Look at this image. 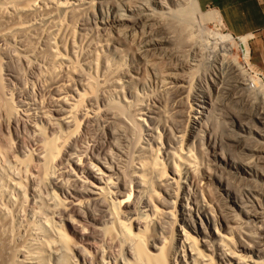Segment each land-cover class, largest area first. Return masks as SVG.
<instances>
[{
	"label": "bare ground",
	"instance_id": "bare-ground-1",
	"mask_svg": "<svg viewBox=\"0 0 264 264\" xmlns=\"http://www.w3.org/2000/svg\"><path fill=\"white\" fill-rule=\"evenodd\" d=\"M133 1L83 0L81 5L80 0H0V51L2 50L1 43L4 41L19 42L22 48L16 53V57L29 62L30 57H34L36 52L38 50L40 52L45 46L44 54L46 55L44 56H47V60H49V65H47L49 74L46 75L44 72L46 77L49 76L48 88L39 87L41 93L45 91L44 89L47 90L48 98L46 100L42 98L41 102L36 103L38 107V109L36 108L38 113L36 118L44 122L46 126L35 122L28 123V116V120L25 122V125L32 128L36 132L35 134L41 138L38 140L41 141V144L39 143L37 146L38 152L35 155L36 160H39L38 164L40 163V175H43L42 180L39 176L40 180L43 182L45 179L59 189L67 190L66 183L61 182L62 180L55 175L58 172V167L60 166L62 169L61 166H63L62 175L64 173L71 175V181L74 183V185L72 184L74 186L72 187L74 195L72 198L71 196L66 198L67 195L60 198L57 193H52L50 198L52 200L50 203L48 202L52 215L47 216V222L44 220L47 228L40 229L41 231L37 230V233L34 232L36 237L32 243L26 240L30 246L22 247L23 249L16 251L7 248L10 251L4 263L51 264L50 257L56 255L57 264H264V211H260L257 207L258 211L254 210V204H250L251 201L248 199L244 200L241 190L228 183L226 192L234 207L228 205L229 211L225 212L226 209L222 208V197L219 192V187L224 186L223 178L217 173L209 171L212 168L210 166L212 163L209 162L210 165H208L207 162L210 161V156L214 158L215 169L222 168L220 163L225 160L223 142L214 136L213 129L207 125V119L213 107V93L208 86L210 83L207 85V95L203 92L198 94L195 91L197 88H193L191 80L186 77L174 76L175 78L167 83L166 88L178 94L180 103L177 106L178 109L174 111L175 116L172 113L171 116L169 113L162 112L158 107L151 108L142 104L138 92L134 90L135 86H132L133 81L139 78V72L134 71L135 76L132 75L128 81H123L120 75L124 73V67L121 64V66L117 64L118 66L111 67L109 62L106 63L102 60L101 64L106 69H104V73L109 77H105L103 80L101 78L102 81L96 82L97 84L90 80V82H86L89 75L84 81L85 79L82 78L84 72L83 74H81L82 70L79 72L77 69L79 66H75L74 58L72 59L62 52L60 44V42L63 44L62 35L72 29L69 28L67 20L79 11L83 13L81 7H84L89 13L96 8L102 17V25H112L117 28L120 39L123 34L120 30L124 26L135 27L142 19H147L162 29L163 22L159 16L160 13L149 8L147 2L143 4L141 1L142 4H138L136 1L138 5H134ZM153 1L161 7L165 6L164 0ZM189 1L190 6H186V9L181 8L182 10H175L178 11L177 13L173 12L178 24L175 20L174 22L179 27L181 25L183 31H187L197 17H200L204 22L210 19L223 25L217 11L204 12L198 0ZM6 8L10 9L8 13ZM106 15H108V19L105 20ZM205 19L207 20L205 21ZM190 23L191 25H189ZM164 25L166 26V24ZM205 34L208 40L205 43L208 45V47L206 45L208 53H202L199 63L201 60H205L208 61V66H213V69H217V67L221 71L226 69L235 75L237 87L243 90L246 105L254 111L253 116L264 127V84L244 69L238 55V57L230 58L232 50L238 45L243 52V60L245 62L249 60L248 40L251 36L237 38L230 32L223 33L219 30H206ZM38 36L44 37V44L40 43L42 39L39 38V44L44 46L36 50ZM171 39L173 38L168 36L166 41H154L145 47H148V50H160L164 47L163 44L167 41L169 43ZM66 47L64 48L67 49ZM115 48L117 49V46ZM204 48L203 45V48L200 47L198 50L203 52ZM122 49L118 52L115 50L120 58L123 56L124 49ZM141 53V50L136 52L138 55ZM203 54H208V56L205 57ZM96 55L94 60H90V64L95 65L98 69V60H101L102 56ZM8 57L13 56L9 54ZM3 61L0 60V86H3L4 75H10L9 67L5 68V73H3V64H5ZM205 61L204 65H206ZM58 66L61 68V73L60 70L59 72L56 70V67L59 68ZM216 79L212 78L211 82L212 87L218 93L220 89ZM110 87H114L120 93L123 92L124 103L111 102V106L109 102L111 109H109L110 106L107 107L108 103L105 107L104 104L102 105L104 108L98 107L99 100L102 99L100 90ZM6 95L7 93L4 97ZM29 95H33L30 90ZM12 100L7 98L3 102L1 111L6 114L8 129L9 127L15 128L21 121L18 116V108L13 105ZM47 104H52V108L46 109ZM88 105H91L92 108L88 109L86 107ZM132 108L135 109L133 114L130 112ZM134 115L135 118H131ZM176 115L182 121H180L181 119L176 120ZM100 116L106 117L105 120L108 116L112 121L124 125H127L131 118L133 124L128 126L133 125L134 131L140 125L145 127V131H143L146 132L144 135L146 137L144 141L140 140L141 143L136 141L135 149H133L134 155L131 159L128 157L131 153L129 152L128 155L127 150L125 151L117 143V139L120 138L122 144H125L123 142L128 139L130 140V138H125V133L128 135V132L124 131L125 129H115L118 126L114 128L115 130L108 131L109 139L105 142L107 146H103L104 142L102 141V147H100V141L97 147L95 142H90L91 144L87 142L88 146L86 144L85 147L87 152L83 151L85 155L82 153V155L71 156L73 148L77 147V144L83 143L81 129H89L90 123ZM110 119L107 120L108 123L111 121ZM184 120L187 122L185 126L183 125ZM139 128L142 130L141 126ZM243 128L247 129V126L243 125ZM253 131L248 127L246 135L242 136L246 144L245 147H249L251 151L255 149H251L252 143H254ZM130 135L133 137V134ZM259 135L264 138L262 134ZM121 136H124L123 138L126 140L123 141ZM119 142L121 144L120 140ZM259 143L263 145L262 151L264 152V142ZM9 147L11 146L9 145ZM232 158L228 164L231 168L237 169L238 162L234 157ZM205 159H208L207 163ZM73 165L74 169L81 172L80 175L70 171ZM241 165L250 174L257 171L256 168H258L253 162H245ZM263 173L262 175H264ZM16 184L19 185V183ZM68 193L71 195L69 190ZM13 199L15 201L19 197L18 199L13 197ZM261 202L264 203V200ZM261 202L259 206L262 205ZM93 206L96 208L99 206V211L95 208L98 211L96 212L92 208ZM235 206L239 208L240 214L236 212ZM11 207L13 208V206ZM251 221L250 224L253 226L248 225ZM63 225H66L75 234L76 241L64 229ZM0 244L3 246V242ZM1 253L0 250V259L3 257Z\"/></svg>",
	"mask_w": 264,
	"mask_h": 264
},
{
	"label": "rangeland",
	"instance_id": "rangeland-1",
	"mask_svg": "<svg viewBox=\"0 0 264 264\" xmlns=\"http://www.w3.org/2000/svg\"><path fill=\"white\" fill-rule=\"evenodd\" d=\"M130 1H133V0H130ZM136 1L138 4H142V2L144 4V2H147L148 7L150 6L149 8L160 13L159 16L161 18V21L163 22L162 23L163 27L161 26L162 29H160L159 28L160 26H158L157 24L153 25L152 24L153 22L151 23L150 21H147V19H142L140 23L136 25L135 27L134 26L132 27L131 25L130 26L132 28L128 25L126 27L124 26L120 30L121 33H123L121 34L122 39H120V37H118L119 30L117 28H115L112 25H105V26L102 25L101 23L102 17H100L96 8H94L93 11L89 13L87 10H85L84 7H81L82 9L81 11H83V13L79 11L80 13L78 12L77 14L73 15L72 18L67 20L69 28H72V29L69 32H66L65 34L62 35L63 44L60 42V44L62 45V52L68 55L69 57H71L72 59L74 58L73 61L76 62L75 66H79L77 67L79 72L82 70L81 74H83V72L84 74L86 73L85 74L86 76L84 74L82 75V78L85 79L84 81L87 80L88 78L87 76L89 75L88 81L86 82L95 81L94 83L96 82L100 83L105 77L106 78L109 77V75L106 76V74L104 73L106 69L101 64L102 60H104L106 63L109 62L108 64H110L111 67H115V65L121 64L125 70L124 73L120 75L121 76L120 78H122L123 81H126V80L128 81L130 77L132 78V75L135 76V72H139L140 74L139 78L133 81L134 84L132 86L133 87L135 86L134 88L136 89L134 90L138 92V95L140 97V101L142 102V104H145L147 107H151V108L158 107L162 112L169 113V114L171 113L174 114V111L178 109L177 106L180 103V99H179L180 97L178 96V94L175 91L173 90L169 91L166 88L167 83L169 81H172V79L175 77H186L193 82L192 83L193 88L194 89L197 88L195 91L198 92V94L203 92V94L205 95H207L208 93L207 85L210 83L211 85L209 84L208 86H209V90L211 89L213 93L212 94L213 107L210 112V116L207 119V125L209 128L213 129V133L215 134L214 136L215 137L217 136L216 138L219 141L223 142V153H224L223 156L225 160L222 161V163H220V165H222V168L219 167V169L218 168L215 169V167L213 166L215 162L212 156H210V161L208 159H205V162L208 160L207 161L208 165H210L209 162L212 163L210 165L212 168L209 171H211L212 173H217V175H220L223 178L222 183L224 186L219 187L220 196L222 197V198L220 197L222 208L223 210L226 209L224 210L225 212H228L229 206L234 207L232 205V202L229 201L230 198H228V194L226 192V187L228 186V183H230L232 186L236 187L238 190H241L240 192L242 193L244 200L248 199L251 201L250 204L251 203L252 205L254 204L253 206V208L255 207L254 210L257 207L260 211L261 210L264 211V206H263L264 203L261 202V200H264V175H262V173L264 172L263 171L264 152L262 151L263 145H260L259 143V142H264V138L259 135V134H262L264 136V127L253 116L254 111L251 110L248 105H246L244 96H243V90L237 87L238 83H237V77L235 75L229 73L230 71L228 72V70L226 69L225 71L219 70L218 67L217 69L215 68L213 69L212 65L208 66L209 64L208 61L201 60V63H199L202 53H206L208 51V48H207L208 45L205 44L208 41L206 34H205L206 30H211V31L219 30L223 33H226L229 31L224 27V24L220 25L213 20L211 21L210 19L209 20L205 19V21L206 20L207 21L204 22V20H202L200 17H197V18H199L201 21L196 18L195 22L192 23V25L191 23L189 24L191 25L190 28L188 27L187 31L186 30L183 31L181 29V25L179 24L180 27L177 25L178 22H177L176 15H174V13H177L181 8L186 9L188 6H190L189 0H164L165 1L164 7H161L159 4H156L153 0H134L133 1L134 3L133 2L132 3L134 5H138ZM80 3L82 5L83 0H80ZM6 9H8L6 11L8 13L10 9L9 8H6ZM201 9L204 12L211 11V10H207V8H201ZM175 10H178V11L176 12ZM107 16L108 15H106L105 20L108 19ZM174 20L176 21L177 24L174 22ZM164 24H166V26ZM168 36H170V38H173V39H171L169 43L167 41V43L163 44L164 47L160 50H156V51H154V49L148 50V47H145L154 41H161V40L166 41V37ZM39 38L42 39V41ZM43 38L38 36V43H37L38 46L36 43H34L36 44V50L41 48V46L42 47L44 46ZM39 40H40V43H43V44H39ZM111 41L113 42V44ZM114 41L116 42L119 41V42L117 44L115 42L116 44L115 45ZM119 43H122V44H119ZM1 44H2L1 46L2 50L0 52H3L4 55L3 53H0V55L2 56V57L0 56V60L1 61L4 60L3 62L7 64V65L3 64V73H5V68L9 67L10 75L3 74L4 75L3 77L4 80L2 81L3 86H0V90L5 87L2 91L4 92L6 91L7 97L6 96H5L6 98L4 97L6 93L2 91L0 92V103L2 102L0 105V112L3 110V106H2L4 104L3 102L7 98H10L11 100L13 98L14 100V101L12 100L13 105L16 108H18L17 109L19 112L18 116L20 120L22 121V122L20 121L19 125L16 126L15 128L9 127L8 129V126H7L8 122H7L6 114L4 112H1L2 115L0 114V207H1L0 222H2L0 223V227H1L0 228V243L3 242V246L2 244H0V250L2 251L1 254H3V257L0 259V263L2 262L3 264L6 261L8 252L10 251L9 249L11 250L14 249L16 251L17 249H23L26 246L27 247L30 246V243L28 244V242L32 243V240L36 237L35 233H37L40 229L44 230V228L45 229L47 228L45 221L47 222L46 219L50 215H52L49 210L50 204H48V202L50 203L52 200L50 199L53 195L52 193L53 192L57 193L60 198L61 197L64 198L66 195H67L66 198H70V196L72 198L74 197V195L72 194V187H74L73 186L74 183H72L73 181H71L72 180L71 175L65 174V173L64 175H62L63 174L62 172H64L63 166H61L63 170L60 169V166L58 167L57 171L59 173L57 172L55 173V175L58 177V179L62 180L61 182L66 183L67 190L59 189L58 187L52 185L51 183H49V181L45 179L43 182H41V180L43 179L42 178L43 175H40L41 174L40 165H39L40 163L38 164L39 160H36L37 158L35 156L36 152H38L36 150L38 149L37 146H39V143L41 144V141H38V140L41 138L37 136L38 134L37 135L35 134L36 132H34L32 128L25 125V122L29 119V121H27L28 123L35 122L42 126H46L44 125V122L36 118L38 117L37 116L38 107L36 103L41 102L42 98L43 100H46L48 98L47 90L44 89L45 91L41 93V90L39 89L40 86H42L43 88H48L49 76L46 77V75L48 73L47 65H49L48 64L49 60H47L48 59L47 56L46 57L44 56L46 55L44 54L45 46L44 48L40 50V52L38 50L36 54L34 55V57H30V60L28 62L25 59L24 60L18 59L16 57V53H18L20 49L22 48L19 42H13V41L5 42L4 41ZM13 45H15L16 48L15 46L13 47ZM203 45L205 47L204 48L205 51L203 50V52H201L198 49H200V47L203 48ZM65 46H67L66 48L69 51L64 48ZM116 46H117V49L115 48ZM248 47L250 51V58L248 61L245 62V60H243V52L238 47V45L237 47H235V49L232 50V54L230 58L232 59L233 57L239 56L241 64L243 65L244 69L247 70L249 73H251V75L256 80L264 84V35H260L258 37L253 36L249 38ZM73 49L75 52L73 51ZM121 49L123 50L122 52L123 56L120 58L116 52H118ZM143 49H145V51H143ZM140 50L142 51V53L140 55L136 54V52ZM7 54L8 55L11 54L13 57H8ZM96 54H99V56L100 55L102 56L100 57L101 60H98L99 61L98 69L95 67V65L93 66L90 64V62L94 60V57L96 58L97 56ZM204 56L206 57L208 56V54H205ZM204 61L206 65H204ZM58 67L59 68L56 67V70L58 72L60 70V73H61V68L60 66ZM44 72L46 73V75H44ZM212 73L213 74L215 73V74L213 75ZM212 78L214 79L217 78L216 83L219 86L218 88L220 89L218 93L212 87V82H211ZM34 87L36 88L34 89ZM78 87L81 88L80 85H78ZM29 90L33 94L32 96L29 95ZM100 93H101L100 95L103 96V97L100 96L102 98L100 100L102 102L105 101L104 103H102L99 100L100 104H98V107L100 108H104L107 103H108L107 107H109L110 106L109 102L111 106H112L111 102H114V103L119 102L120 104L124 103L123 102L124 100L122 99V96L124 95L123 92L122 93L118 92L114 87L100 90ZM126 94L128 95V92H126ZM121 100H122V103H121ZM95 105L97 106V104ZM111 106L109 107V109H111ZM86 107L90 109L91 105H88ZM50 108H52V104H49V105L47 104L46 109H50ZM132 109L130 112L133 114L135 112V109L134 111H132ZM135 115L134 117H131V118H135ZM27 116H28V119H27ZM173 116H175V114ZM128 117L129 116H127V118ZM104 118L106 117L104 116L97 117L95 120H93L90 123V125L88 126L89 129H86V130L81 129L80 131L82 133L81 140L83 141V143L77 144V147L73 148L71 156L80 155V154L82 155V153L84 154V152H87L85 148L87 142L89 144H91L90 142H95L94 144H96L95 146L97 147V144H99V141L100 142L102 141L104 142L103 146L104 145L107 146L105 142L107 139H109V136L107 134L108 131L115 130V129L119 130L120 128H122V129H125L124 131L128 132V135L127 133H125V138H130V140L128 139L129 140L128 141L125 138H123L124 136L123 137L121 136L123 138V141L126 140V142H123L125 144H122L121 138L117 139L118 140L117 143H119V145L122 146L125 151L127 150L126 151L127 154L129 152L131 153L130 156H128L129 159H131L132 155H134L133 149H135L134 147L136 146L135 144L136 141H139L137 143H141L140 140L144 141L146 137L144 136L146 133L144 132L145 127L140 125L142 127V130L141 128H139L140 127L139 126L138 128L136 127V130L134 131L132 128L133 125L128 126L131 123L133 124V121H132L133 119H131L130 117L129 118L131 122L128 121L127 125H124L122 123L118 124L119 122L112 121L110 118H108V116L106 120ZM178 118L179 117L177 116L176 120L181 119V118L179 119ZM109 119L111 121H109L108 123L107 120ZM180 121H182V119ZM4 122H7V123H4ZM186 123L187 122H185L184 120L183 125L185 126ZM243 125H246L247 129L248 127H250L254 130L252 133L254 136L253 137L254 143H252L251 149H254V148L255 149L252 151L250 150L249 147L247 148L245 147L246 144L242 136L246 135L247 129H244ZM116 126H118L119 128L118 127L115 128ZM104 131L105 133L103 134ZM130 134H133V137ZM105 135L106 137H104ZM141 135L144 137H139ZM133 138H136V139H133ZM19 140L20 142L18 143ZM119 140L121 141V144ZM102 142L100 144L101 146L99 145L100 147H102ZM9 145L11 147H9ZM80 146H84L83 148L86 151ZM29 156L31 157L29 158ZM232 157H234L235 161L237 160L238 162L237 169L231 168L230 164H228L230 163L229 162L230 159H233ZM28 161H30L31 163ZM242 162L243 163L253 162L257 165L259 169L256 168L257 171L250 174L246 172L247 169H244L241 167L242 166L241 164H243ZM28 165L30 168L28 167ZM70 171L77 172L79 175L81 174L80 171L74 169V165L70 169ZM39 176L41 177V180ZM16 183H19L20 186ZM19 187L21 188L19 189ZM21 190H23L22 193H21ZM68 190L69 192H71V195L68 193ZM23 195L27 197H21ZM13 197L17 199L19 197L20 200L18 199L19 201L18 200L14 201ZM11 200L13 201V203ZM260 202L262 203L261 206H259ZM15 205H16V209L14 207ZM11 206H13L14 209ZM262 206H263V209L261 208ZM92 208L96 212L99 211V206L98 208H96L95 206H93ZM95 208L98 209V211ZM235 208L237 209L236 212L240 214L239 208L236 206ZM253 213L255 212L253 211ZM240 217L243 218L242 215H240ZM250 223H252V221L249 222L248 225L253 226V224H250ZM43 224L46 226H44ZM39 225L42 227H40ZM63 227L72 236L73 240L76 241L77 238L75 237V234L71 230H69L66 227V225H63ZM6 232H8V234H6ZM30 233L31 234L33 233V234L31 235ZM2 237L5 239V242ZM26 240H28V242ZM52 257H50L51 258L49 260L50 263L57 264L58 259L56 255Z\"/></svg>",
	"mask_w": 264,
	"mask_h": 264
},
{
	"label": "crops",
	"instance_id": "crops-1",
	"mask_svg": "<svg viewBox=\"0 0 264 264\" xmlns=\"http://www.w3.org/2000/svg\"><path fill=\"white\" fill-rule=\"evenodd\" d=\"M201 8L215 10L234 36L264 35V0H198Z\"/></svg>",
	"mask_w": 264,
	"mask_h": 264
}]
</instances>
